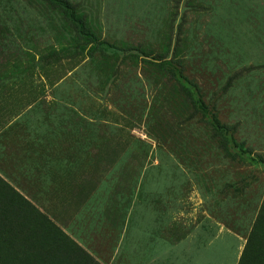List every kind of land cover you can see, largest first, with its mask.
Masks as SVG:
<instances>
[{
    "label": "rangeland",
    "instance_id": "obj_1",
    "mask_svg": "<svg viewBox=\"0 0 264 264\" xmlns=\"http://www.w3.org/2000/svg\"><path fill=\"white\" fill-rule=\"evenodd\" d=\"M67 1L0 0V264H264V0Z\"/></svg>",
    "mask_w": 264,
    "mask_h": 264
},
{
    "label": "trees",
    "instance_id": "obj_2",
    "mask_svg": "<svg viewBox=\"0 0 264 264\" xmlns=\"http://www.w3.org/2000/svg\"><path fill=\"white\" fill-rule=\"evenodd\" d=\"M44 1L48 2L49 4H51L57 9L59 6H61L64 9L63 11H66V12L70 11L72 13L71 19L73 20V25L75 27V30L77 31L78 27H80L82 31L87 32V27L85 26L83 21L79 19V17L78 18L76 17V11H77L76 5H72L67 0H44ZM220 129L225 131L226 133L229 132L230 130L228 127H220Z\"/></svg>",
    "mask_w": 264,
    "mask_h": 264
},
{
    "label": "crops",
    "instance_id": "obj_3",
    "mask_svg": "<svg viewBox=\"0 0 264 264\" xmlns=\"http://www.w3.org/2000/svg\"><path fill=\"white\" fill-rule=\"evenodd\" d=\"M138 243L135 242V248H134V252H132L131 255L128 256L129 259H127L128 261H131L132 264H138V257L135 256V251H136V248L139 250V244L137 245ZM134 246V243H132L130 245V248L132 249ZM219 249H217L216 247H211V249H209V251L205 254V256L203 255V257L198 261L196 262L195 264H218L219 263ZM139 255V253L137 254ZM131 256V258H130ZM126 262V260H123V264ZM152 264H155V263H152Z\"/></svg>",
    "mask_w": 264,
    "mask_h": 264
}]
</instances>
